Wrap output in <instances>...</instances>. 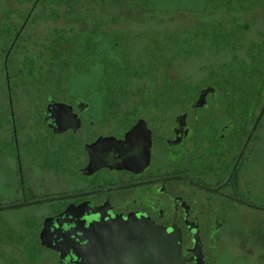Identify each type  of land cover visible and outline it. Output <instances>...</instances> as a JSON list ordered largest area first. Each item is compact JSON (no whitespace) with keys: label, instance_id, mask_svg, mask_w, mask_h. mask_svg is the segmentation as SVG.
I'll list each match as a JSON object with an SVG mask.
<instances>
[{"label":"flooded vegetation","instance_id":"flooded-vegetation-1","mask_svg":"<svg viewBox=\"0 0 264 264\" xmlns=\"http://www.w3.org/2000/svg\"><path fill=\"white\" fill-rule=\"evenodd\" d=\"M31 1L13 5L25 15L0 56V264H76L86 227L133 215L173 234L184 264H264V28L239 34L240 73L215 62L220 75L204 65L212 80L198 83L169 72L206 47L205 29L148 30L159 33L140 54L150 73L123 92L132 34L104 52L100 38L116 29H86L78 67L43 49L47 36L31 55Z\"/></svg>","mask_w":264,"mask_h":264},{"label":"trees","instance_id":"trees-1","mask_svg":"<svg viewBox=\"0 0 264 264\" xmlns=\"http://www.w3.org/2000/svg\"><path fill=\"white\" fill-rule=\"evenodd\" d=\"M20 3L21 5L31 4V0H0V42H4V48L0 50V56L6 53L9 44L14 36L12 30H16L18 27V18H24L25 13L19 14V9L11 5V3ZM153 0H36L35 6L32 10L33 16L31 18L34 21L37 14L34 13V9L39 5V14H42L48 20L57 21L64 19L67 23L63 26H53L47 35V40L43 49L49 50H64L69 53V67H78L77 61L79 60L78 53L82 49V43L93 42L91 38H87L88 28L101 27H112L110 24L122 23L125 27H131L135 23L139 25L152 20H160L152 6ZM101 4L103 7L112 6L122 9V13L112 14L111 12L103 15L98 14L95 11V6ZM38 9V7H37ZM244 11L250 9L249 6L241 8ZM12 15V16H10ZM219 27V28H216ZM250 27L249 23L244 25L236 24L234 26L230 25L228 27L219 26L212 24L210 30L202 31L203 44L214 46L217 49H222V52L230 53V62L225 63L223 68L229 71V74L236 75L240 73V66L238 65V60L240 58V51L243 50L244 44L242 40L239 39V34L246 31ZM87 33V34H86ZM133 36L134 52L137 56H134L133 62H129V66L119 67L118 75L123 76L122 81L117 83L116 89L119 91L126 92L131 90L134 86V81L131 80L134 76L140 77L145 74H149L150 71L147 70L144 61L140 54L143 52L146 44L149 41L146 39L147 36H159V33H153L151 31H131L129 29L118 31L115 30L108 34L113 43H118L119 46H124L128 42L126 40L127 36ZM162 35V34H161ZM92 36V35H91ZM148 40V41H147ZM154 42V41H153ZM188 41H185L187 43ZM152 43V42H151ZM184 43V41H183ZM68 44L65 48L63 45ZM204 48V47H203ZM183 53H189L192 49L191 47H185L182 45ZM252 52V50H249ZM248 51V52H249ZM14 50L10 51V57L12 58ZM183 57H185L183 55ZM62 59L60 54L54 59ZM26 63H24L25 68L30 74L33 68L32 56H25ZM215 72H213L214 74ZM216 75H220L215 73ZM222 74V73H221ZM117 75V76H118ZM119 77V76H118ZM136 83V82H135ZM217 83V82H216ZM217 84L221 89V82ZM182 85H186L182 81Z\"/></svg>","mask_w":264,"mask_h":264},{"label":"rangeland","instance_id":"rangeland-1","mask_svg":"<svg viewBox=\"0 0 264 264\" xmlns=\"http://www.w3.org/2000/svg\"><path fill=\"white\" fill-rule=\"evenodd\" d=\"M227 1L230 4L223 7L222 0H153L152 6L155 8L156 13L158 14L156 16H158L160 20H149L142 25L135 23L131 27H125L122 23L110 24V26L118 31L126 29L133 31H153L167 27H176L183 30L191 28L197 31L198 29L210 30L212 24L228 27L230 25L234 26L238 23L241 25L249 23V32L251 34L253 33L252 36H254L258 29L264 28V0H248L238 2H234V0ZM11 5H15V3H11ZM245 6H249L250 9L248 11L242 10L241 8ZM40 7L36 9L37 17H35L32 25L35 30H33L32 33H30L29 30L26 34H32L37 39L36 43L34 38L32 41H28L29 45L27 50L31 55L39 54L36 53L37 48L42 43L41 40L47 36L49 30L53 26H64L67 23L64 19L57 21L46 19L42 14H39L38 10ZM95 11L103 15L110 12L112 14H121L123 12L120 8L112 6L103 7L101 4L95 6ZM181 32L183 35L187 33V31ZM100 42L102 51L104 52L109 51L110 45L113 44L109 36H102L100 38ZM193 43L199 44V41H194ZM25 44L27 46L26 42ZM194 49H196V46ZM222 51V49H217L211 45L204 48H200L199 46L193 53L189 55L187 54L179 61L172 63L169 73L172 75H178L184 80H191L194 83H198L202 80V78L203 80L205 79L206 81H210L212 79L207 75V71L203 68V66L206 65V67H209L211 72L220 73V67H215L216 65L211 63H226L230 60V53ZM241 53L242 51H240V54ZM94 75H96V72L84 75L87 76L86 79H84V76L81 79L80 76L78 81H87ZM76 83L77 81L74 84ZM261 122L264 123V117ZM32 207L33 206H15L14 208L3 209L1 212H20L27 209L31 210Z\"/></svg>","mask_w":264,"mask_h":264},{"label":"water","instance_id":"water-1","mask_svg":"<svg viewBox=\"0 0 264 264\" xmlns=\"http://www.w3.org/2000/svg\"><path fill=\"white\" fill-rule=\"evenodd\" d=\"M264 104L256 118L258 122ZM14 207V206H5ZM76 264H184L173 234L135 215L100 219L84 230Z\"/></svg>","mask_w":264,"mask_h":264}]
</instances>
